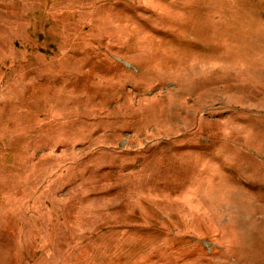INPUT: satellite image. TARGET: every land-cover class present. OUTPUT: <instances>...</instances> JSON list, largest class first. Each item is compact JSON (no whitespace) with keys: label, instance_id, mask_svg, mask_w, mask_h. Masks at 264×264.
Masks as SVG:
<instances>
[{"label":"rangeland","instance_id":"1","mask_svg":"<svg viewBox=\"0 0 264 264\" xmlns=\"http://www.w3.org/2000/svg\"><path fill=\"white\" fill-rule=\"evenodd\" d=\"M0 264H264V0H0Z\"/></svg>","mask_w":264,"mask_h":264}]
</instances>
